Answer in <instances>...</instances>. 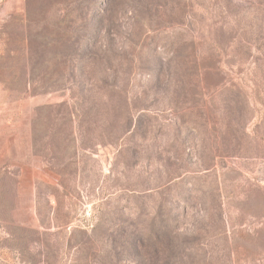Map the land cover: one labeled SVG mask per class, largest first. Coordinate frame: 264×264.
Here are the masks:
<instances>
[{"label":"rangeland","instance_id":"374dc122","mask_svg":"<svg viewBox=\"0 0 264 264\" xmlns=\"http://www.w3.org/2000/svg\"><path fill=\"white\" fill-rule=\"evenodd\" d=\"M60 5L24 92L0 0V264H264V0Z\"/></svg>","mask_w":264,"mask_h":264},{"label":"trees","instance_id":"16d2710c","mask_svg":"<svg viewBox=\"0 0 264 264\" xmlns=\"http://www.w3.org/2000/svg\"><path fill=\"white\" fill-rule=\"evenodd\" d=\"M59 2L62 4V0ZM56 3L58 2L54 1V7ZM60 4L55 7L57 13L54 14L52 6L50 9L44 8L42 0H24V13L20 17L10 15L11 23L8 22V25L12 26V29L8 32V40L9 36H15V32L19 34V43L15 50L17 54L13 60L18 62L20 66V69L16 70L15 73L13 72L14 69H11V72L16 75V81L18 85L23 87L24 92L38 87L43 90L51 87L49 84L44 85L46 81H52L56 74L52 62L46 59L54 57L55 65L66 68L64 58H67V54L61 53L60 56L45 54V51L50 47L55 49L59 46H67L71 40L69 35L71 21L66 16V8ZM13 22H15L14 25ZM4 26L7 25L4 24ZM6 39L7 32H1L0 40L4 46ZM8 55L7 48L1 49L0 74L1 71L10 70V66L5 60Z\"/></svg>","mask_w":264,"mask_h":264}]
</instances>
